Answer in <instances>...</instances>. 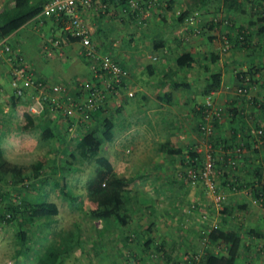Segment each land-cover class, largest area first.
Returning <instances> with one entry per match:
<instances>
[{"label":"crops","instance_id":"obj_1","mask_svg":"<svg viewBox=\"0 0 264 264\" xmlns=\"http://www.w3.org/2000/svg\"><path fill=\"white\" fill-rule=\"evenodd\" d=\"M139 1L141 2V0ZM12 2L13 0H0V7H9ZM101 2L106 6L103 11L98 7ZM218 2L219 0H217ZM210 3L209 0L206 4L191 6L187 5L188 3L185 0H156L155 4L145 13L143 11L139 12L137 9L125 12L123 10L125 2L120 0H92L91 5L77 4L79 15L89 26L91 40L96 50L100 53H108L128 70V75L116 88L114 87L111 92L104 91L105 102L98 114L99 117L109 116L113 121V137L110 144L112 142V145L114 144L112 150L114 159L116 157L120 164L128 162V165L134 166L129 174L123 175L133 176L136 189L139 188L136 180L144 179L146 180L143 182L144 191H147L150 187L153 192L160 188L161 192L159 193L162 198L163 196H169L168 192L171 190L177 193L174 199L169 197L171 201H174L172 203L163 200L159 201L161 206H155L151 202L137 204L136 211L139 214L136 219L132 218L129 223V240L144 242L149 235H153V227L163 231L177 223V221H179L178 223L181 222L185 210L181 207L180 202L184 198L180 202L178 199L182 197V193L184 197L189 193L184 190L188 183L181 182L185 180L182 176V170L189 149H200L201 151L204 149V141L198 131L201 116L197 107L206 97H209L215 106L217 103L220 104L218 101L220 97H223V101H227L225 108L216 106L220 113V118L217 120L219 127L216 130L219 138H221L219 144L214 148L217 161L223 160L222 154H225V151L229 152L230 147L235 145L236 135L240 134L241 130L247 132V134L252 132V121L257 120L258 114L251 111L253 109L251 102L244 100L238 93L232 95L228 92V87L239 83L236 73L238 70H245L256 64L260 65V72H256L255 75L260 78L259 81L263 83L264 90V54H262L264 43L254 42V38L251 39L253 42L245 44L238 42L237 45H234L231 42L232 47L226 51L227 62L223 65L222 53L216 51L218 46L214 40L216 41V38L220 36L219 33H229L231 37L236 36L239 24H236L233 20L240 18V15L246 12L226 10L225 14L227 16L225 17L233 19L232 22L237 26L234 27L233 25L232 29H225L218 25L213 26L215 23L213 21L208 26V34H204L205 39L202 37L198 40L194 38L195 32H193L192 26L198 24L200 27L206 28L204 21L212 20L214 15L218 14L216 9L212 11L211 8H208ZM219 11H221L220 6ZM221 13L223 14L222 11ZM201 17L208 19L201 21ZM67 19L66 15L58 18L49 13L39 12L6 35L5 40L10 43L14 51L25 58L38 78L47 83L65 84L72 96H78L79 91L76 84L80 80H92L97 85H102L103 80L102 75L95 72L93 65L95 62L81 53L79 40L66 35L63 26ZM243 27L245 26L243 25ZM55 38L59 42L57 45H52L51 40ZM209 45L212 46V49ZM47 50H50V53H47ZM212 50L214 52H211ZM184 51H187L193 59L190 66H181L176 62V56ZM236 51L245 54L247 51L248 54L243 55L241 58L230 55ZM217 53L219 54L217 55ZM213 54H216V57H213L214 60H212ZM197 55L204 62H200ZM206 59L212 60L211 62L214 63L209 62L210 64H206ZM227 63H230V69L228 70L224 67ZM193 67L196 68V72L192 70ZM204 69L206 70L204 71ZM208 70L209 72L212 70L220 71V86L217 90L206 95L201 94L202 99L200 100L195 98L191 90L184 92V88H188L195 83L201 84L200 91L206 80ZM96 74L100 76L96 77ZM9 80V61L0 57L1 152L3 157L18 172L17 177L32 174L31 177L37 178L46 170H52L50 166L47 167V156L54 155L55 146L52 145L51 141L56 130L61 129L59 125L66 126L68 129L81 128L84 132L87 124L77 119L73 121V119L62 118L57 111L49 110L47 106H44L39 112L30 111L35 118L33 126L25 129L21 128L25 120L22 112L26 108V104L28 109L32 103L30 98L32 93L29 88H25L19 97L13 98ZM128 92L131 94L128 95ZM230 97H233V99ZM230 106L242 108L243 119L247 121L244 127L233 128L234 131L231 130L232 126L235 125V120L231 124L230 119L233 113L231 109L229 110ZM118 145L129 147L124 149V151L130 150L129 155L126 154L128 155L126 157L120 156L118 159L120 151ZM6 152L10 155L9 158H7ZM22 155L28 156L29 160L19 161ZM243 156L246 158L249 156L248 150L244 151ZM39 157H44V167L43 169L39 168L37 173H32L33 170H30V168L33 167L34 162ZM27 170H30L29 174H27ZM242 170L243 173L238 171L236 174L232 170L229 171L228 168H226V171L223 170L225 174H223V171L219 172L217 170L215 171V178L217 182L224 178L228 181H233L236 177L240 179L247 178L246 169L243 168ZM4 176L9 180L11 179V173H5ZM150 179L153 182L157 180V184L152 182L149 184ZM174 180H177L176 186L172 184ZM161 183H166L168 186L171 184L173 187L166 190L164 186H160ZM220 183L225 188L222 189L226 193L225 195L239 192L249 198L250 189L248 186L238 189H226L224 184ZM8 188L9 186L6 189ZM192 193L195 192L192 191ZM244 200L238 204V207H241ZM191 205L193 206V203ZM185 209L194 212V208L188 209L186 205ZM152 212L154 213L152 214ZM176 215L178 216L177 219ZM154 216L157 218L153 219ZM186 216L185 214L183 219L189 217ZM139 217L152 218L146 222L144 219H139ZM149 223H151V228H149L150 231L146 232ZM144 225L146 228L141 230L139 227ZM168 231L163 234L155 233L153 236L157 240H166L168 243L178 240L184 250L190 248V246H187L191 241V236H187V234H190L188 231H185L187 234L184 235L181 234L185 232L180 233L178 237H171L172 234ZM174 232L179 234L180 231L178 232V229L173 231V235ZM243 257L248 260H245L247 264H258L253 256L251 259H248L251 257L249 255L247 257L243 255ZM237 264L243 263L239 260Z\"/></svg>","mask_w":264,"mask_h":264},{"label":"rangeland","instance_id":"obj_2","mask_svg":"<svg viewBox=\"0 0 264 264\" xmlns=\"http://www.w3.org/2000/svg\"><path fill=\"white\" fill-rule=\"evenodd\" d=\"M210 4H208V8H211V10H217L218 14L214 15L213 21H216V25L214 23L213 26H219L224 27L225 29L230 28L231 25L227 26L225 24H229L228 19H226L225 16H227L225 13H221L219 11V2L217 3V0H210ZM206 4V3H205ZM214 7V9H213ZM248 10V9H247ZM243 13L240 15V18L234 19L233 21L236 24H243L247 29L244 31L251 32V34H254V28L255 24L249 23L247 24L248 20V14ZM202 20H207L206 17H201ZM207 21H204L205 27H200L198 24L190 27H193V32H195L194 38L202 39L204 38V34H208L209 27L206 24ZM235 23H232L234 27L237 25ZM232 29V28H230ZM235 29V28H234ZM245 32V33H246ZM215 34L217 32H214ZM219 37L216 38V41L214 42L217 44V52H221L223 59V65L227 62V52L233 44V39H227L225 37V33H219ZM206 37V36H205ZM254 38V36L252 35ZM193 38V39H194ZM205 39V38H204ZM203 39V40H204ZM256 40V38H254ZM254 40V41H255ZM209 41V40H208ZM193 42V41H190ZM210 42V41H209ZM232 42V44H231ZM259 42V41H256ZM261 44V43H259ZM201 45V44H200ZM209 47L212 46L209 45ZM263 50V48H262ZM211 52H214L213 50ZM219 53H217L218 55ZM244 52H233V57L241 58L243 55H247ZM264 54V50L262 52ZM229 55V56H230ZM199 58L200 56L197 55ZM205 58V56H203ZM218 57V56H217ZM200 62H204L203 59L199 58ZM219 61V60H218ZM206 64L211 62L209 59H206ZM229 62V61H228ZM214 63V62H211ZM218 63V62H217ZM210 64V63H209ZM230 63H227L224 67L226 70L230 69ZM218 69V68H217ZM192 70L196 72V68L193 67ZM206 69H204L205 71ZM190 71V70H189ZM213 71V70H212ZM237 71V70H236ZM209 70L207 71V73ZM211 72V71H210ZM182 77V75H181ZM258 75L255 74L252 77L247 76V80L250 81L248 83L245 89V92L240 94L244 100H249L251 97H255L258 100H264V90H263V83L259 81ZM252 81H255V83H252ZM235 83V82H234ZM201 84H191L190 87L184 88V92H188L191 90L195 98L197 100L202 99L201 93L199 91ZM237 86L236 83L231 85L228 90L232 95L237 94ZM228 98V97H227ZM233 99V97H230ZM214 99V98H213ZM238 100V99H234ZM220 102L217 103L216 106L220 108V106H223L225 108V104L227 101H223V97H220L218 99ZM222 104V105H221ZM251 106V105H249ZM217 107V108H218ZM257 106L252 107L254 108L253 111H256ZM251 110V108H250ZM255 123V120L252 121V126ZM98 121L97 118H92L87 122V126L85 128H95L97 130V134H99L98 127ZM260 125L264 124V113L262 114ZM61 129L56 130L55 135L52 139V145L55 146V152L54 155L50 156L48 155V162L47 167L50 166L52 168V171L46 170L40 177L35 178L30 177L25 178L24 182H28V189H25L22 184L24 182H11L7 177L3 176V179L1 181L2 186V192L5 190L7 193L5 194L4 199L10 200L12 203L16 204L21 200V198L26 197L33 198L36 197L37 193H39L40 189L39 186L46 182L48 186H52V180L60 178L61 184H59V188L56 187L50 191V197L52 200L55 201L58 209L57 215H55L57 221L54 222L55 230L57 232V235L53 237L50 233L47 232V229H45V226H42L41 219H29L26 216H17L16 220L13 219H6L2 220L0 222V264H37L39 260L42 262L45 261L47 264H165L160 256V252L157 253V251L154 249V244L150 247L151 249L147 252L144 251V244L143 242L138 241H125L123 240L124 235H128V228L130 227L129 224L125 225H118L115 222V219L112 217H109L110 219H100L97 217H94L86 212L85 210L88 208L89 205H91V201L87 198L84 200L85 204V210L83 208H80L79 203V196L78 194L81 191L85 190V183L94 175V165L92 163H89L85 158L82 160L83 162L78 163L77 159H73V163L71 162L70 152H72L71 145L73 144V141L80 138L83 131L82 129H68L66 126H60ZM81 127V126H80ZM83 128V126H82ZM254 129V127H253ZM252 129V130H253ZM116 134V132H115ZM253 137V131L250 133ZM117 139V138H115ZM203 139V138H202ZM2 140H0L1 142ZM114 141V140H113ZM120 141V140H119ZM254 139L252 141V147L256 146L258 148L257 152V158L260 159V161H264V149L263 147H260L258 144H254ZM113 143V142H112ZM112 143L107 141H102L99 149L97 150L96 155H102L105 156L106 159L110 162L112 171L120 174H126L132 171L134 169V166L128 165V162L126 163H119L117 158L113 157L114 152ZM118 148L120 149L118 154V159L120 156H128L129 151H124V149H128L127 146H121L118 145ZM200 150V149H199ZM123 151V153H122ZM125 153V154H124ZM7 158L10 157L8 152L5 153ZM128 154V155H126ZM28 157V156H27ZM25 155H22L19 159L21 162H25L26 160H29ZM52 160V161H49ZM80 164V165H79ZM75 166H78L75 168ZM136 168V167H135ZM32 168H30L31 170ZM30 170H27V174L30 173ZM51 170V169H50ZM142 172V171H141ZM48 177V178H47ZM44 178V179H43ZM12 179V178H11ZM58 179V181L60 180ZM216 179V178H215ZM137 185L139 186L138 189H136V182L132 185L131 189V197H129V200H126L124 204L122 205V209L125 210V212H128V214L131 216L130 219L137 217L139 214L138 211H136L137 204H142L144 202H151L155 206H161L159 204V201H165L168 200L170 203L174 202L171 201V199H174L177 195V193L173 190L168 192L169 196H162L159 192H161V189L155 190L153 192V189L150 187L147 191L143 190V182L146 180H136ZM177 181V180H176ZM176 181L172 183L173 185H177ZM217 181V179H216ZM142 182V183H140ZM156 183V181H152L151 179L148 181V183ZM185 184L188 183L185 179ZM29 183L31 185H29ZM159 183V182H158ZM219 184V182H217ZM64 184V185H63ZM153 184V185H154ZM168 186L165 184H160L161 187L164 186V188L167 190L171 189L173 186L169 184ZM9 186L8 189H6ZM22 186V187H21ZM63 186V187H62ZM156 186V185H154ZM183 186V185H182ZM17 187V189H15ZM179 188V187H178ZM184 188V187H183ZM187 188V189H186ZM184 188V190H187L186 192H189L186 194V196H183L178 199L180 202L181 199L183 201L180 202L181 207L185 210V214L189 217L186 219H183L181 217V224L177 223L173 224L171 227H169L166 230L157 229V227H153L152 234H163L166 233L168 230V233H171V237L176 236L178 237L182 231L179 229V226H182V228L188 229L187 231L190 234H187V232L181 234H187V236H193L195 235V230L201 228L204 226V224H219L223 223L226 226H232V227H239L243 231H246L248 228H253L254 231L257 233H252L253 237L255 238L254 247L246 249L243 247L241 250V254L249 255L248 259H251L252 256L254 257V260H257L258 264H263L264 262V244H263V236L261 233L264 232V203L258 204L251 201L252 198L256 197L252 193L251 185L248 186L250 189V195L247 201V198L243 196L242 193H236V194H227L224 193L223 198L216 204L213 202V200L206 194L204 187L199 183H188L187 187ZM5 189V190H4ZM191 189V190H190ZM190 190V191H188ZM194 191L195 193H192ZM66 192L67 194H64ZM156 195H155V194ZM181 193V192H180ZM154 194V195H153ZM78 196V197H77ZM2 197V198H3ZM170 197V198H169ZM191 198V199H190ZM245 199L246 205L244 208L238 207V204ZM193 203V206L191 205ZM185 205L190 208H194L193 211L191 210L186 211ZM154 212H152L153 214ZM151 214V215H152ZM142 215V214H141ZM176 215V219H177ZM152 217H146V218H140L144 219L146 222H148V219H151ZM157 218L154 216L153 219ZM152 219V221H153ZM179 219V218H178ZM30 220V222H29ZM138 221V220H137ZM18 222L21 224L22 228H26L27 231V240L26 243L28 244L25 246L24 249L19 248V237L17 236V230L18 228ZM154 223V222H153ZM146 224V223H145ZM151 223L148 224V226ZM172 224V223H170ZM75 225L79 226V231H77V239L76 237V231L72 232L73 235H69V230L74 228ZM129 226V227H128ZM128 227V228H127ZM141 230H144L146 226L139 227ZM197 228V229H196ZM130 229V228H129ZM179 234L173 231H177ZM139 231V230H138ZM147 232V231H146ZM261 236H260V235ZM152 235V236H153ZM71 236V238H70ZM185 237L186 239L188 237ZM245 236V235H244ZM260 236V237H259ZM154 239V242H157L155 236L152 237ZM253 238V240H254ZM194 239V238H193ZM245 240H248L247 238ZM257 243V244H256ZM261 244V245H260ZM260 245V246H259ZM217 247V246H216ZM220 247V245L217 247V249ZM153 249V250H152ZM184 248H179L178 256H176V259L179 260V264H182L181 261L185 258L186 253L183 252ZM187 251L191 252V249H186ZM216 248H214V251ZM139 251V252H138ZM187 252V253H190ZM139 253L142 255V257L139 256ZM19 254V256H18ZM128 258H130V262L128 261ZM241 263H245V260L243 257L239 259ZM248 261V260H247Z\"/></svg>","mask_w":264,"mask_h":264},{"label":"trees","instance_id":"obj_3","mask_svg":"<svg viewBox=\"0 0 264 264\" xmlns=\"http://www.w3.org/2000/svg\"><path fill=\"white\" fill-rule=\"evenodd\" d=\"M46 0H13L12 5L2 6L0 7V39L2 37H5L10 32L15 30L17 27L22 25L23 23L27 22L29 19H31L33 16L38 14L43 7V4ZM125 2V6L127 5L126 0H120ZM142 2H145L146 0H141ZM188 4L187 5H203L209 0H185ZM219 6L221 7V11L223 13L226 12V10H233L235 12H245L246 8H248V20L247 24H255V28L253 33L251 32H243L246 27H243V24L238 25V32L236 36L231 37V34L225 33V37L227 39H233V44L237 45L238 42L242 43H249L254 38H256V41H259L257 43H264V0H220ZM128 10V9H126ZM225 10V11H224ZM186 11V10H185ZM127 12V11H125ZM229 20V24L225 25H231L230 28L233 27L231 18H226ZM231 19V20H230ZM213 22L212 20L207 21V25L210 26ZM211 23V24H210ZM216 23V21H215ZM243 29V30H242ZM240 35V36H239ZM72 38V37H70ZM253 42V41H252ZM213 57H216V54H213L212 60H214ZM176 62L181 66H190L191 62L193 61L192 57L187 51H184L176 56ZM211 60V61H212ZM95 67V72L97 74L103 75V71L98 68L97 65L93 64ZM260 72V65L253 64L249 66L245 70H238L237 78H238V87H241L243 89H246V85L250 83V81L245 80V77H252L255 73ZM95 75L100 76V75ZM220 78L221 74L220 71H211L208 72L206 80L204 84L202 85L200 89V93L202 95H206L211 91H215L220 86ZM252 83H255V81H252ZM117 86L115 85V88ZM111 92V91H110ZM13 98L15 97L12 93ZM19 97V96H17ZM252 106L256 107V111H253L254 108L251 110L255 114H258L257 120L251 126L253 127H261L262 132L259 134L252 135L250 132H243V130L240 131L239 135H236V142L235 145L240 146V148H245V150H248L249 156L244 157L243 154H241L239 157L235 156L233 153H231V150L233 149L232 146L230 147V153L225 151V154H222L223 160H216L217 154L214 152V148L219 144V134L216 130L217 127H219V124L217 120L212 121V128L213 132L209 138L211 140V146L208 148L207 152L211 154V157H213L214 166L213 168L216 169L215 171H226V168H228L229 171L232 170V172H235V174L239 171L243 173V168L247 171V178L240 179L236 177L233 181H228L225 178L222 180H219V188L225 189L223 185L220 183L222 182L226 189H238L242 187H247L251 185L252 193L258 197L259 194L261 196L264 195V161H260L259 158H257V152L258 148L256 146L252 147V141L254 139L255 143L258 144L260 147H263L264 149V124L260 125L261 122L260 116L264 113V100H258L255 97H251L249 99ZM103 102L99 105L98 108H96L91 113V119L97 118L98 121V127L99 134H97V130L95 128H86L80 138L73 141V144L71 145L72 152H70L71 162L73 163V159H77L78 163L83 162L82 160L85 158L89 163H92L94 165L95 171L94 175L85 183V190L81 191L78 194L79 198V205L80 208H85L84 200L87 198L91 201V205L88 206V208L85 210L88 212L91 217H97L103 220L110 219L109 217H112L115 219V222L118 225H125L129 224L131 222V217L128 214V212H125L124 209H122V205L126 200H129L128 198L131 197V189L132 185L134 184V178L133 176H125V175H118L114 171H112L110 162L102 155H96L97 150L99 149V146L102 141L110 142L113 133H112V125L113 121L109 116H101L99 117L98 114L103 108ZM27 103V102H26ZM199 109V115L201 116V111L204 108V103H200L197 107ZM232 110L233 115L231 116L230 122L231 124L235 122V125L232 126L231 130L233 128L239 129L240 127H244L247 124V121L243 119L242 108L237 107H231L229 110ZM228 110V113H229ZM24 123L21 125V128L25 129L27 127L33 126L34 123V116L30 112V110L26 108L22 112ZM235 120L234 122H232ZM250 128V129H251ZM235 134V133H234ZM47 135V134H46ZM45 135V136H46ZM235 136V135H234ZM235 140V138H234ZM260 140V142H259ZM241 142V143H240ZM254 143V142H253ZM224 147V146H223ZM204 155V149L196 150V149H189L188 150V156L191 158H195L196 161H201L202 157ZM219 155V154H218ZM225 157V158H224ZM228 158L233 160L234 163H229ZM246 158V159H245ZM186 159V157H185ZM44 157H39L36 159V161L33 164V172L37 173V170L39 168L43 169L44 167ZM184 162H186L184 160ZM194 162V161H193ZM80 165V164H79ZM78 166H75L77 168ZM52 171V170H51ZM5 173H11L10 181L13 183L15 182H24L25 178H30L32 174L25 175L23 177H17L18 172L14 167L11 166V163L5 159L1 152L0 147V222L2 220H16L17 216H26L29 219H41L42 226H45V229H47V232L50 233L53 237L57 235L56 228L54 226V222L57 221L55 215L58 213L57 205L54 200L50 197V191L56 187L59 188V184H61V179H53L52 180V186L48 188L45 185H47L46 182H43L39 186V193H37L36 197L29 198L25 197L21 198L18 203L14 204L10 200H5L3 196L7 193L5 190L2 192V186L1 181L3 179V176ZM223 174L224 171H223ZM222 174V175H223ZM8 175V174H7ZM30 176V177H29ZM224 177V176H223ZM44 179V178H43ZM58 179H60L58 181ZM226 183V184H225ZM29 185H31L29 183ZM64 185V184H63ZM22 186L25 189H28V182H24ZM21 186V187H22ZM63 187V186H62ZM17 189V187L15 188ZM133 190V189H132ZM64 194H67L64 192ZM3 195V196H2ZM3 197V198H2ZM246 205V201H243L241 203V207L244 208ZM30 222V220H29ZM131 225V224H130ZM22 225L18 222V230H17V236L19 237V248L24 249L25 246L28 244L26 243L27 240V231L26 228H22ZM179 229L182 232L187 231L186 228H182V226L178 225ZM129 227V226H128ZM127 227V228H128ZM147 232L150 231L149 226H147ZM76 229L79 231V226L75 225L74 228L69 230V235H73L72 232L76 231ZM197 229V228H196ZM252 233H257L253 230V228H248L246 231H243L239 227H230L226 226L223 223L219 224H204L201 228L195 230V235L191 237L190 244H187V246H190V251H187L186 249L183 250V252L186 253V257L181 261L182 264H237L239 262V259L241 257L246 256L244 253L241 254V250L243 247L246 249L254 247L252 246L256 242L255 238L253 237ZM245 235V236H244ZM260 235V234H259ZM261 235L264 238V232L261 233ZM260 235V236H261ZM70 236V238H71ZM77 231H76V238L77 239ZM195 236V237H194ZM259 236V237H260ZM152 235H149L145 241L142 243L144 244V251L147 252L150 250L152 244H154V249L157 251V253L160 252V258L165 264H178L179 260L176 259V256H178L179 248L181 246V242L178 240H173L172 242L168 243L166 240H159L157 242H154V239L152 238ZM194 238V239H193ZM248 240H245V239ZM254 238V240H253ZM130 234H126L123 236V240L125 241H131ZM257 244V243H256ZM264 244V240H263ZM220 245V247L217 249V247ZM261 245V244H260ZM259 245V246H260ZM217 246V247H216ZM214 248L216 250L214 251ZM153 250V249H152ZM190 252V253H187ZM141 257L142 255L139 254ZM244 258V257H243ZM130 258H128V261ZM37 264H47L45 261L39 260ZM247 264V263H245Z\"/></svg>","mask_w":264,"mask_h":264},{"label":"built area","instance_id":"obj_4","mask_svg":"<svg viewBox=\"0 0 264 264\" xmlns=\"http://www.w3.org/2000/svg\"><path fill=\"white\" fill-rule=\"evenodd\" d=\"M155 1L146 0L145 2H140L139 0H126L127 5L123 7V10L137 9L139 12L143 11L145 13L155 4ZM77 4L91 5L92 0H46L40 12L49 13L58 18L62 15L68 17L63 29L66 35L79 40L81 53L86 58L95 62L98 68L103 71L102 85H97L92 80H80L76 84L79 95L72 96L65 84L47 83L43 79L38 78L25 58L12 49L10 43L5 40V37L0 39V57L9 61V82L14 96H20L25 88L31 90L32 94L30 98L32 103L28 108L30 111L39 112L44 106H47L49 110L57 111L62 118H67V120L73 119V121L77 119L87 124L91 119L92 111L103 102L104 91L109 92L114 89L115 85L120 84L128 75V70L108 53H100L96 50L91 40L89 26L79 15ZM98 7L102 11L106 8L103 2L99 3ZM58 42L57 38L51 40L52 45H57ZM47 53H50V50H47ZM245 80H247V77H245ZM236 90L238 94L245 92V89L238 86ZM130 94L128 92V95ZM203 103L204 108L201 111L198 131L204 141V157H202L201 161H196L195 158H190L187 154L182 176L188 183L201 184L206 194L217 204L223 198L224 191L219 188L215 179L214 159L207 150L211 146L209 138L213 132L212 119L218 120L220 113L209 97H206ZM252 131L254 135L259 134L262 132V128L258 126ZM254 144H256L255 141ZM244 151L245 148L242 149L240 146L235 145L231 153L239 157ZM228 160L229 163H234L230 158ZM252 202L258 204L264 203V195L261 196L259 194L258 197L252 198Z\"/></svg>","mask_w":264,"mask_h":264}]
</instances>
